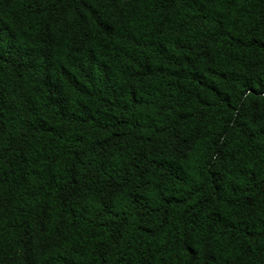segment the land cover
Here are the masks:
<instances>
[{
    "label": "trees",
    "instance_id": "trees-1",
    "mask_svg": "<svg viewBox=\"0 0 264 264\" xmlns=\"http://www.w3.org/2000/svg\"><path fill=\"white\" fill-rule=\"evenodd\" d=\"M0 264H264V0H0Z\"/></svg>",
    "mask_w": 264,
    "mask_h": 264
}]
</instances>
